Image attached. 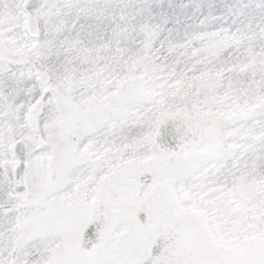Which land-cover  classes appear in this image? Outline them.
Here are the masks:
<instances>
[{
    "label": "snow or ice",
    "instance_id": "1",
    "mask_svg": "<svg viewBox=\"0 0 264 264\" xmlns=\"http://www.w3.org/2000/svg\"><path fill=\"white\" fill-rule=\"evenodd\" d=\"M0 264H264V0H0Z\"/></svg>",
    "mask_w": 264,
    "mask_h": 264
}]
</instances>
